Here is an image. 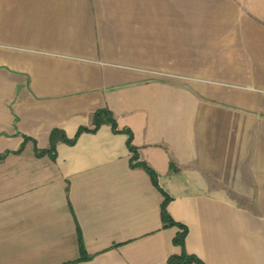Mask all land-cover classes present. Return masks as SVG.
I'll list each match as a JSON object with an SVG mask.
<instances>
[{
	"label": "crops",
	"instance_id": "0c3cea01",
	"mask_svg": "<svg viewBox=\"0 0 264 264\" xmlns=\"http://www.w3.org/2000/svg\"><path fill=\"white\" fill-rule=\"evenodd\" d=\"M101 109L158 174L186 253L264 264V0H0V264L182 254L126 134L36 156Z\"/></svg>",
	"mask_w": 264,
	"mask_h": 264
},
{
	"label": "trees",
	"instance_id": "16d2710c",
	"mask_svg": "<svg viewBox=\"0 0 264 264\" xmlns=\"http://www.w3.org/2000/svg\"><path fill=\"white\" fill-rule=\"evenodd\" d=\"M105 124L110 125L114 132L124 133L128 136L127 144H128V148L130 152L132 153L131 166L134 168L135 167L143 168L150 175L155 187L158 190H160V192L164 196V201L162 204V221H163L164 226L165 227L176 226L179 228V232L176 234L174 238V244H176L177 246H180L183 249V252L181 255L171 256L168 260V263L169 264H204L197 256L186 253L185 239L188 234V228L185 225L173 220V218L168 214L166 210V205L170 201V197L159 187L158 174L147 163L139 161L138 151L133 144L132 131L128 128H120L110 110L101 109V110L96 111V113L94 114L93 126L91 128L89 127L79 128L73 139H69L63 130H60V129L53 130L50 135V147L48 149H39L36 146L35 154L37 157L48 155L51 158L55 159L56 153H57L56 148L59 142H64L70 145L75 144L82 133L84 132L95 133L100 129L102 125H105ZM29 140L30 138H25V143ZM25 143L21 146V148L18 151L14 153L20 154L25 148ZM9 154H11V152H6L5 154L0 155V162H2ZM175 170L176 169L174 168V171ZM80 246H81L82 254L85 255L84 246L81 240H80Z\"/></svg>",
	"mask_w": 264,
	"mask_h": 264
}]
</instances>
